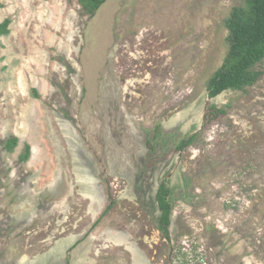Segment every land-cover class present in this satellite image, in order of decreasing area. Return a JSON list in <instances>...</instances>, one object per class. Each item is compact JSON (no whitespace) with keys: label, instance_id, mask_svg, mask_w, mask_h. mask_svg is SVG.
I'll use <instances>...</instances> for the list:
<instances>
[{"label":"rangeland","instance_id":"rangeland-1","mask_svg":"<svg viewBox=\"0 0 264 264\" xmlns=\"http://www.w3.org/2000/svg\"><path fill=\"white\" fill-rule=\"evenodd\" d=\"M245 1H0V264H264V63L207 92Z\"/></svg>","mask_w":264,"mask_h":264},{"label":"trees","instance_id":"trees-1","mask_svg":"<svg viewBox=\"0 0 264 264\" xmlns=\"http://www.w3.org/2000/svg\"><path fill=\"white\" fill-rule=\"evenodd\" d=\"M79 2L84 11L94 17L107 0H79ZM10 24L9 19L0 23V36L9 34ZM225 26L228 30L229 49L222 66L207 83L209 99H214L225 91H244L259 80L261 72L257 67L264 63V0H246L244 6L235 7L226 20ZM225 113V109L212 104L206 116L207 122L213 123ZM161 133L162 127L158 125L155 129L154 139H158ZM196 138L197 133L188 135L179 142L176 149L178 151L185 150L194 144ZM17 142L16 137L10 138L6 145L7 149L12 152L17 146ZM30 150L31 147L27 144L24 152L20 155L22 162L29 160ZM171 197V188L164 180L156 194V201L161 212L158 221L159 228L167 237L173 213Z\"/></svg>","mask_w":264,"mask_h":264}]
</instances>
